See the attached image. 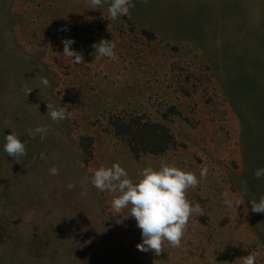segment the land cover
I'll return each instance as SVG.
<instances>
[{
  "label": "rangeland",
  "instance_id": "1",
  "mask_svg": "<svg viewBox=\"0 0 264 264\" xmlns=\"http://www.w3.org/2000/svg\"><path fill=\"white\" fill-rule=\"evenodd\" d=\"M132 2L112 21L107 3L0 0V264H243L251 252L264 264V213L249 203L264 195L253 175L264 167V0ZM63 39L84 64L63 54ZM102 39L116 43L118 60L96 57ZM47 103L67 118L53 122ZM227 108L238 129L225 122ZM136 116L173 145L135 156L111 122ZM41 125L51 131L30 138ZM12 131L26 146L19 161L4 151ZM114 163L134 184L162 164L197 176L186 198L204 215L190 218L180 247L138 250L129 209L111 207L117 194L81 187ZM225 191L241 205L228 208Z\"/></svg>",
  "mask_w": 264,
  "mask_h": 264
},
{
  "label": "clouds",
  "instance_id": "2",
  "mask_svg": "<svg viewBox=\"0 0 264 264\" xmlns=\"http://www.w3.org/2000/svg\"><path fill=\"white\" fill-rule=\"evenodd\" d=\"M147 4L148 0H141ZM107 3L109 18L115 21L118 17L129 14L131 8H134L132 0H88L89 9H100ZM67 30V29H63ZM63 54L72 59L75 64H84L83 53L71 50L70 46L75 43L73 39H63ZM97 58L106 57L110 60H118L116 54V43L111 40H101L93 45ZM40 83L45 88H50L51 84L47 78L41 77ZM27 95L33 88L24 85ZM47 114L53 122L58 123L67 118L66 109L61 107L57 109L52 103H47ZM30 138H35L40 134L41 139L50 131V126H37L35 129L26 130ZM4 145L5 153L19 161L21 157L27 155L26 146L16 132L5 136ZM45 158L41 154V159ZM49 174L52 176L59 175V169L55 166L49 168ZM207 169H203L200 178H206ZM142 178L133 183L128 178L126 170L118 163L112 164L111 167H100L95 170L94 174L84 177L81 180V187L87 188L90 183L100 192H109L115 195L111 201V207L115 213L119 214L124 209H129L127 217H132L136 221V226L141 230L142 242L136 245L137 249L142 252H153L159 256L164 252L165 242L173 248L181 246L190 218L193 215L203 216L204 210L197 202L192 205L186 198L189 188H195L199 185L200 180L192 172H185L175 166L162 164L159 170L151 166L143 169L140 174ZM256 179L264 178V167L257 168L253 173ZM75 185L69 183L68 190L74 189ZM244 192H247L246 182ZM86 192H81L85 195ZM224 204L228 208H237L241 205L227 191L222 193ZM253 213H264V195L258 200L252 199L250 202ZM130 206V208H129ZM258 253L251 252L249 255L241 258L243 264H256Z\"/></svg>",
  "mask_w": 264,
  "mask_h": 264
},
{
  "label": "trees",
  "instance_id": "3",
  "mask_svg": "<svg viewBox=\"0 0 264 264\" xmlns=\"http://www.w3.org/2000/svg\"><path fill=\"white\" fill-rule=\"evenodd\" d=\"M111 125L115 134L127 138L125 141L128 142L127 144L135 156L144 153H163L173 145L171 137L165 133L162 126L143 121L137 116L125 120L114 117Z\"/></svg>",
  "mask_w": 264,
  "mask_h": 264
},
{
  "label": "crops",
  "instance_id": "4",
  "mask_svg": "<svg viewBox=\"0 0 264 264\" xmlns=\"http://www.w3.org/2000/svg\"><path fill=\"white\" fill-rule=\"evenodd\" d=\"M226 111V110H225ZM227 117L225 118V122H227V124H228V127L230 128V123H231V121H233L234 122V124H233V128H237L238 129V126H239V123L237 122V120L236 121H234V120H232L231 118H232V116H231V114L232 113H230V109L228 110V108H227ZM220 113H218V115H219ZM237 115V114H236ZM222 118H223V116H222ZM224 119V118H223ZM235 119H236V117H235ZM219 124H220V122L219 123H217V128H219ZM238 131V130H237ZM201 172V171H200ZM210 173H212V172H210ZM209 175V174H208ZM198 177H199V173H198Z\"/></svg>",
  "mask_w": 264,
  "mask_h": 264
}]
</instances>
